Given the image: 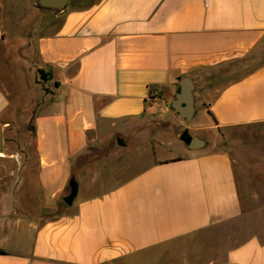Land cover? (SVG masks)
Segmentation results:
<instances>
[{
  "label": "crops",
  "instance_id": "crops-1",
  "mask_svg": "<svg viewBox=\"0 0 264 264\" xmlns=\"http://www.w3.org/2000/svg\"><path fill=\"white\" fill-rule=\"evenodd\" d=\"M26 4L34 15L15 34L21 18L0 2L10 82L0 77V123L23 127L7 131L0 154L8 162L0 163V264H112L248 215L227 151L179 141L184 155L158 157L150 134L154 105L170 108L178 81L190 77L214 129H260L246 170L264 176V0H70L64 11ZM126 139L150 164L120 180L107 153ZM230 244L218 264H264V228Z\"/></svg>",
  "mask_w": 264,
  "mask_h": 264
},
{
  "label": "rangeland",
  "instance_id": "rangeland-1",
  "mask_svg": "<svg viewBox=\"0 0 264 264\" xmlns=\"http://www.w3.org/2000/svg\"><path fill=\"white\" fill-rule=\"evenodd\" d=\"M1 3L8 9H10L12 19L21 18L19 22L20 28L14 29V33L23 34L26 32L23 29L24 24L34 15L33 10L27 8L26 0H0ZM8 31L11 30V26L7 24ZM13 34V32H12ZM15 46V43H12ZM5 49H0V77L3 78L4 83L9 85L7 78L9 75L6 72V61L3 58ZM221 74L227 75L229 71V64L220 65ZM3 71V72H2ZM212 71V70H211ZM221 74H217L220 76ZM212 75V74H211ZM215 76V75H214ZM211 81V79L209 80ZM196 96V90L194 91ZM195 115L193 119L186 123L182 118L173 115L170 108H165L161 104L154 105V115L157 129L152 131L151 147L155 156H174L184 155L185 148H182V144L179 141L185 130L188 131L191 137H197L205 142L206 146L204 151L211 149L215 146L220 150L227 151L235 160V167L238 175V180L241 185V198L242 207L247 212V216L238 220L236 225L229 226L222 225L214 229H210L202 233L201 235L194 237L192 240H180L172 244L169 248L156 249L152 251H144L140 253H132L120 258L112 264H218L219 261H224V256L227 248L230 247V242L234 239H244V235L254 233L255 230L264 228V213L261 218L260 211H264V176L257 175L252 171L246 170V161L253 162L255 158L254 148L255 144L261 145L262 138H257L256 132H260L251 128H239L226 133L225 131H219L213 128V124L210 118L202 111L201 102L195 100ZM18 105V104H17ZM15 110L19 112L22 110L21 105L15 107ZM167 111L166 113H164ZM11 128L3 126L4 130V151L10 145L9 141L12 138V132L10 129L21 130L22 123L14 122ZM167 127V128H166ZM168 129H174L176 131V137L179 136V140L170 135ZM14 140V139H12ZM21 138H17V144L19 145ZM130 140L124 141V148H118L115 152L112 151L108 154V160L110 161L109 167L112 171L118 175L120 180H128L134 175L138 174L145 167L150 164V154L145 153L142 147L137 148L135 144L137 141L130 143ZM112 144L111 147H115ZM137 148V149H136ZM183 149V151L181 149ZM189 153V150L186 151ZM107 154L96 155L98 158H104ZM95 155V154H94ZM93 155V156H94ZM258 156H260L258 154ZM3 157V158H4ZM259 160V159H258ZM1 164H7L6 160H0ZM253 173L254 175H250ZM34 193L38 196V187L36 184L32 185ZM77 197L80 198V194ZM257 193V194H256ZM262 197V198H261ZM2 205V203H1ZM5 207V206H4ZM5 213V208L0 209V214ZM261 221V222H260ZM256 222L258 224H256Z\"/></svg>",
  "mask_w": 264,
  "mask_h": 264
},
{
  "label": "water",
  "instance_id": "water-1",
  "mask_svg": "<svg viewBox=\"0 0 264 264\" xmlns=\"http://www.w3.org/2000/svg\"><path fill=\"white\" fill-rule=\"evenodd\" d=\"M38 6L54 11H64L69 7L70 0H37ZM194 89L195 86L190 77H183L177 83V91L170 102V109L179 117H181L186 123H189L195 114V101H194ZM180 140L187 145L190 150H199L206 146L205 142L197 137H191L187 130H185L180 137ZM4 130L0 123V154L4 151ZM77 193V185L75 183L70 184V192L67 197L63 199L66 205H71L73 199Z\"/></svg>",
  "mask_w": 264,
  "mask_h": 264
},
{
  "label": "trees",
  "instance_id": "trees-1",
  "mask_svg": "<svg viewBox=\"0 0 264 264\" xmlns=\"http://www.w3.org/2000/svg\"><path fill=\"white\" fill-rule=\"evenodd\" d=\"M39 7V6H38ZM39 8H41V7H39ZM4 253L2 252V251H0V255H3Z\"/></svg>",
  "mask_w": 264,
  "mask_h": 264
}]
</instances>
